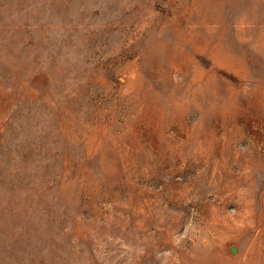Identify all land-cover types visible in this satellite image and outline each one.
I'll return each mask as SVG.
<instances>
[{
    "label": "rangeland",
    "instance_id": "1",
    "mask_svg": "<svg viewBox=\"0 0 264 264\" xmlns=\"http://www.w3.org/2000/svg\"><path fill=\"white\" fill-rule=\"evenodd\" d=\"M208 202L211 264H263L264 0H0V264H164Z\"/></svg>",
    "mask_w": 264,
    "mask_h": 264
},
{
    "label": "bare ground",
    "instance_id": "2",
    "mask_svg": "<svg viewBox=\"0 0 264 264\" xmlns=\"http://www.w3.org/2000/svg\"><path fill=\"white\" fill-rule=\"evenodd\" d=\"M172 141H174V140H172ZM171 187H173V186H171ZM219 187H220L219 188L220 191H221V188H222L221 192L228 191L227 187H222V186H219ZM230 189L232 190V188H230ZM171 193H172L171 195H173V197L177 196L178 194L181 196V194H182V196L184 198H186V199L194 197L193 199L196 198L197 200L202 201V200H204L206 198V191H205V188L203 186H176V187H174V190L171 191ZM220 195L218 193V196H220ZM223 195H225V193ZM161 197H163V196H161ZM157 198H159V197H157ZM173 199H175V198H173ZM159 200H161V199H159ZM159 200L156 199L155 193L153 195L151 194L149 207H148L149 210L150 211L154 210V212H158L159 214L160 213L163 214V213H167V212L169 213V211H167L168 207H164L163 206V209H161L162 212L160 210H158L159 208L162 207L161 201L159 202ZM232 200H234V199H232ZM163 201H164V199H163ZM236 201H238V200H236ZM203 202H205V201H203ZM243 202H244V206L242 204L243 208L242 209L240 208L241 209L240 211H239V209L237 210V212L239 211V214H237V215H241V214L245 215L243 213H247V212H250V213L252 212L253 213L254 210H255L254 207L252 208V207H250V205H248V203H249V195L248 196L247 195L243 196ZM206 204H207V211L204 214L203 219L201 220L202 222L200 223V225L198 227H192L191 228L192 230H191V232L188 235V240L194 242V247L191 248V249H188L185 246L186 240L185 241H178V238H176L177 240H175V235L178 234L179 226H180V225L178 226L179 223H178V219L177 218L176 219L175 218L171 219V218H173V217H171V218H169L170 220H167V219L164 220V218L162 217L164 214L163 215L161 214L162 216L160 215V217H157L154 220L153 219L149 220V223L150 222L152 223L151 227L155 228V229H153L155 231L149 236V245L148 246H150L151 249L157 248V249H161V250H166L167 251L166 252L167 255H166V259L164 261V264H211L210 261H211L212 257L209 258V256L211 254H209V256L207 255V251H208L207 249L209 247L213 246V244H215L216 239H217V237H216L217 232H221L222 229H224V227H225L224 223L225 222L223 220L224 217L223 218L221 216L212 217L209 214V212L210 211H216V208H214L215 210H213V207H212L211 204H209V202L206 203ZM152 213H153V211H152ZM146 214H148V213H146ZM155 215H156V213H155ZM220 215H222V214H220ZM150 216H152V215H150ZM263 216H264V213H261L259 218H261ZM247 218H249V217L247 216ZM241 219H242V217H241ZM258 220L259 219H257V226L260 224ZM260 220H262V219H260ZM230 221H231V219H230ZM249 221H250V219H249ZM243 222H244V220H243ZM236 223H238V222H236ZM236 223H234V224H236ZM146 224H148V223H146ZM262 226H264V225H262ZM259 227H261V226H259ZM256 228H254V229H256ZM254 258L257 259V260L256 261L255 260H253V261L251 260L252 262H257L256 264H262L261 252H259V254H257V257H254Z\"/></svg>",
    "mask_w": 264,
    "mask_h": 264
},
{
    "label": "water",
    "instance_id": "3",
    "mask_svg": "<svg viewBox=\"0 0 264 264\" xmlns=\"http://www.w3.org/2000/svg\"><path fill=\"white\" fill-rule=\"evenodd\" d=\"M233 251L235 252L236 250L234 249Z\"/></svg>",
    "mask_w": 264,
    "mask_h": 264
}]
</instances>
